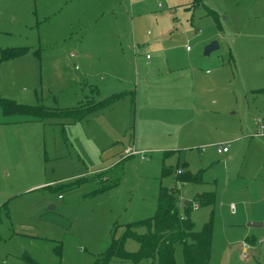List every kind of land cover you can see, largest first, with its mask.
Listing matches in <instances>:
<instances>
[{
	"label": "rangeland",
	"instance_id": "374dc122",
	"mask_svg": "<svg viewBox=\"0 0 264 264\" xmlns=\"http://www.w3.org/2000/svg\"><path fill=\"white\" fill-rule=\"evenodd\" d=\"M13 47L26 51L3 57ZM112 94L77 121L0 105V264H96L125 224L154 216L161 185L199 206L181 208L196 231L212 224L209 264H264V190L251 179L264 136L240 128L264 117V0H0V99L64 111ZM238 133L230 154L205 143ZM106 170L117 185L92 193ZM175 259L185 264L180 245Z\"/></svg>",
	"mask_w": 264,
	"mask_h": 264
},
{
	"label": "trees",
	"instance_id": "16d2710c",
	"mask_svg": "<svg viewBox=\"0 0 264 264\" xmlns=\"http://www.w3.org/2000/svg\"><path fill=\"white\" fill-rule=\"evenodd\" d=\"M25 51L26 47H13L2 50L5 58L19 57ZM119 96L120 94H112L99 102L90 105L85 104L87 107L81 106L82 109L77 107L64 111H48L40 107L17 104L6 99H0V105L6 115L22 114L35 119L59 115L77 121L83 119L88 113L115 102ZM114 167H117V165ZM178 169V181H197L200 178L199 174L195 175L186 172L184 169L179 172ZM169 170L172 169L164 167L162 172L167 174ZM107 172L109 170L96 175L101 180L99 182L100 186L93 189L92 193L115 188L116 182L115 184H108L111 182L110 179H103V177H106ZM86 181V177H80L63 185L73 188ZM56 189L58 188L56 187ZM213 197L206 199V204L213 203L215 200ZM181 202L177 188H168L161 185L158 206L154 216L125 224L123 233L119 237H112L107 250L98 255L96 264H177L175 259L177 245H180L183 249L185 264H209L212 250V224L205 223L201 230L196 231L192 220L187 215L181 214L182 207H185L187 211L192 210L193 207L187 201L183 205ZM183 216L184 218H182ZM128 238H133L138 242L139 248L135 252L126 250L125 242Z\"/></svg>",
	"mask_w": 264,
	"mask_h": 264
},
{
	"label": "crops",
	"instance_id": "0c3cea01",
	"mask_svg": "<svg viewBox=\"0 0 264 264\" xmlns=\"http://www.w3.org/2000/svg\"><path fill=\"white\" fill-rule=\"evenodd\" d=\"M243 1V0H242ZM247 56H248V51H247ZM258 89H262V88H258ZM72 121H75V120H73L72 119ZM240 128H241V133H243V135H244V133H245V131L244 130H246L248 133L249 132H252V136H253V134L255 133V131H256V123H254V124H252V122H249V123H246V122H243V121H241V124H240ZM253 129V130H252ZM235 135V134H234ZM240 134L238 133L237 134V136H235V138H228V139H222V140H213V142H211V141H206L205 143L209 146V145H211V144H215V143H220V142H222V143H227V144H229V142L231 141V143H236V141H245V139L244 138H240L242 135H240ZM254 137H256V136H254ZM258 137H260V136H258ZM237 138V139H236ZM229 139H231V140H229ZM236 139V140H235ZM0 140H2V137L0 136ZM232 140H234V141H232ZM252 141H250V143H251ZM264 142V141H263ZM263 142H258V144L260 145V143L262 144V145H260V146H257V150L260 152V153H263L264 152V143ZM212 146V145H211ZM127 147H132V146H127ZM127 147L125 148V149H123V151L125 152V150L127 149ZM230 152H231V149H230V151L228 152L229 154H230ZM126 153V152H125ZM228 153H226V154H228ZM138 154V153H137ZM129 155V154H128ZM131 155H134V154H131ZM224 155V154H223ZM259 160L261 161V159H260V156H259ZM115 163V162H114ZM114 165V164H113ZM80 175V174H79ZM256 176H254L253 178H251V179H255V183H253V184H255V187H254V191L253 192H261L262 193V190H264V174H262L261 176H258L260 179H257V178H255ZM49 183H51V182H48L47 184H49ZM43 186L42 185H38V186H36V187H31L30 189H28V191L30 190H33V189H35V188H42ZM61 195V194H60ZM59 195V196H60ZM60 199H62V198H60ZM182 201V200H181ZM182 203V205H183V202H181ZM233 212V211H232Z\"/></svg>",
	"mask_w": 264,
	"mask_h": 264
},
{
	"label": "built area",
	"instance_id": "2783aa9c",
	"mask_svg": "<svg viewBox=\"0 0 264 264\" xmlns=\"http://www.w3.org/2000/svg\"><path fill=\"white\" fill-rule=\"evenodd\" d=\"M72 56H74V55L72 54ZM253 136H264V117H258L257 125H256V131L253 134ZM214 146L216 147L217 152L219 154H226L230 151L229 144H227V143L220 142V143H216ZM125 152H126V154H129V155L138 153L137 150H135L133 147H127ZM179 172H182V170H180ZM61 197H62V195L59 196V198H61ZM192 207H193V209L199 208V206L196 204H193ZM231 208H232V211L235 212L234 205H231ZM182 218H184V216ZM248 250H249L248 245L244 244L242 247L241 254L243 256H245L248 253Z\"/></svg>",
	"mask_w": 264,
	"mask_h": 264
},
{
	"label": "water",
	"instance_id": "95a60500",
	"mask_svg": "<svg viewBox=\"0 0 264 264\" xmlns=\"http://www.w3.org/2000/svg\"><path fill=\"white\" fill-rule=\"evenodd\" d=\"M218 48H219L218 42L212 41L211 43H209L208 45L205 46L204 55H209L212 51H214L215 49H218ZM262 225H263L262 222H251L250 223V226H254V227H260Z\"/></svg>",
	"mask_w": 264,
	"mask_h": 264
}]
</instances>
